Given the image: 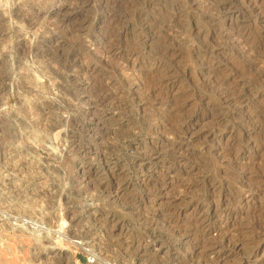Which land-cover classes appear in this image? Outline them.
<instances>
[{
    "label": "rangeland",
    "instance_id": "1",
    "mask_svg": "<svg viewBox=\"0 0 264 264\" xmlns=\"http://www.w3.org/2000/svg\"><path fill=\"white\" fill-rule=\"evenodd\" d=\"M0 212V264H264V0H0Z\"/></svg>",
    "mask_w": 264,
    "mask_h": 264
},
{
    "label": "bare ground",
    "instance_id": "2",
    "mask_svg": "<svg viewBox=\"0 0 264 264\" xmlns=\"http://www.w3.org/2000/svg\"><path fill=\"white\" fill-rule=\"evenodd\" d=\"M257 43H258V42H256V44H257ZM256 44H255V45H256ZM262 44H263V43H262ZM257 45H258V44H257ZM261 48H263V47H261ZM52 73H53V72H52ZM54 73H55V71H54ZM35 130H36V129H35ZM37 131H38V130H37ZM32 132H33V131H32ZM38 134H39V133H38ZM28 203H29V202H28ZM30 205H32V204H30ZM25 207H26V205H25ZM27 207H29V206H27ZM4 210H5V209H4ZM31 210H32V209H31ZM13 211H14V210H13ZM24 211H25V210H24ZM0 213H1V212H0ZM24 213H25V212H24ZM26 213H27V212H26ZM28 213H29V212H28ZM7 215H8V214H7ZM39 216H40V215H39ZM20 217H21V216H20ZM21 218H22V217H21ZM23 218H24V216H23ZM25 219H29V218L26 217ZM31 219H32V218H30L29 221H30ZM32 220H33V219H32ZM38 220H39V219H38ZM22 221H25V220L22 219ZM25 222H26V221H25ZM25 222H24V223H25ZM33 223H34V221H33ZM39 223H42V222H39ZM39 223H38V224H39ZM262 223H263V222H262ZM55 230H56V229H55ZM57 232H58V231H57ZM56 238H57V240L61 243V241H60V235L57 236ZM61 244H62V243H61ZM64 244H65V243H63V245H64ZM93 249H94V248H93ZM93 249H91V250H92V253L95 254V250H93ZM95 255H96V254H95ZM33 259H34V258H33ZM33 259H32V260H33Z\"/></svg>",
    "mask_w": 264,
    "mask_h": 264
}]
</instances>
